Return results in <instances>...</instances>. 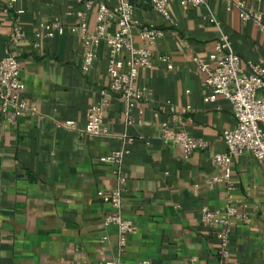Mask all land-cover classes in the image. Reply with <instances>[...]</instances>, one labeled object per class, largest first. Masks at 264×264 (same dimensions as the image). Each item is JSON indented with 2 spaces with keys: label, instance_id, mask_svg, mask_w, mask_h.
I'll return each mask as SVG.
<instances>
[{
  "label": "crops",
  "instance_id": "obj_1",
  "mask_svg": "<svg viewBox=\"0 0 264 264\" xmlns=\"http://www.w3.org/2000/svg\"><path fill=\"white\" fill-rule=\"evenodd\" d=\"M129 1L140 24L163 30L151 47V66L137 76L135 88L145 98L133 107L110 89L104 41L90 69L81 68L82 41L68 26L82 4L16 0L5 11L0 0V59L16 52L25 86L20 98L35 108L12 124L0 115V264H264V165L245 153L232 159L229 188L212 182L224 174L212 157L226 153L222 133L236 120L228 100L204 102L210 89L195 61L225 37L246 71L248 61L264 66V32L243 21L236 6L264 11V0H232L230 9L224 0L188 7L172 0L170 21L150 0ZM56 20L64 31L53 27L49 37L41 24ZM14 27L22 34L15 43ZM135 43L144 46L137 35ZM103 98L102 133L82 135L88 107ZM164 128L206 147L185 159L180 147L163 141ZM121 149L120 164L100 161ZM119 179L122 215L135 227L122 249L117 227L103 225L111 208L97 195H110ZM228 204L248 221L228 227L229 256L221 260L216 234L225 227L203 223L201 210Z\"/></svg>",
  "mask_w": 264,
  "mask_h": 264
},
{
  "label": "built area",
  "instance_id": "obj_2",
  "mask_svg": "<svg viewBox=\"0 0 264 264\" xmlns=\"http://www.w3.org/2000/svg\"><path fill=\"white\" fill-rule=\"evenodd\" d=\"M16 0H6L5 11L13 8ZM83 7L75 11V22L68 28L77 33L83 45L81 68L88 71L95 59V49L101 41L108 48L107 71L111 78L110 89L124 100L128 107L145 98L144 92L135 88L139 70L151 66V47L163 30L154 26L140 24L134 17V5L129 0H119L115 5H107L103 0H73ZM172 0H150L154 11L170 21L168 4ZM230 9L232 0H224ZM207 0H180L183 7L205 4ZM239 16L243 21L251 20L264 32V11L253 10L237 2ZM21 10H17V13ZM93 13V22L90 16ZM210 22H216L213 16ZM114 26V29L110 27ZM45 34L51 37L56 32L61 34L64 26L59 21L41 24ZM138 36L144 46L135 43ZM22 34L14 27L11 42H18ZM198 69L204 75V85L210 89V94L204 102L213 103L219 97L229 101L236 126L224 130L222 140L226 153L215 154L212 163L222 167L224 174L212 182L224 183L230 187V167L234 157L245 153L251 154L257 162L264 165V66L259 62H247L246 71L241 65L240 57L231 50L225 37L215 44L214 50L207 58H195ZM21 64L16 52L11 49L0 59V115L8 123H14L24 112L35 113V108L20 98L24 91V82L20 76ZM261 91L262 95L257 93ZM104 95V92H101ZM107 101L103 98L98 103L88 107L85 113V125L82 135L95 137L102 133L103 113ZM190 111V107L186 108ZM73 122L67 121L64 126L71 127ZM162 139L180 147L187 159L192 152L203 150L206 144L190 138L186 133L164 128ZM126 151L116 150L101 157L103 163L120 164ZM124 180L119 179V186L110 195L98 192L102 201L108 204L111 212L104 217L103 225H115L118 229V244L122 249L127 236L135 232V227L122 215V192ZM264 197V184L262 189ZM264 220V201L261 208ZM201 221L206 224L223 225L225 228L217 231L219 256L225 260L229 256L228 227L236 222L248 221L243 213L228 204L223 211H211L206 207L201 210ZM107 237L101 238L105 242ZM104 264H126L121 260L107 261Z\"/></svg>",
  "mask_w": 264,
  "mask_h": 264
}]
</instances>
